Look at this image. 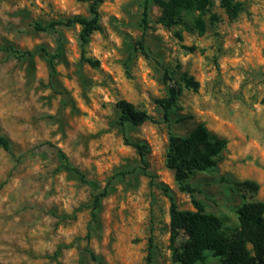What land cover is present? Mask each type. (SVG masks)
Here are the masks:
<instances>
[{"label":"rangeland","instance_id":"rangeland-1","mask_svg":"<svg viewBox=\"0 0 264 264\" xmlns=\"http://www.w3.org/2000/svg\"><path fill=\"white\" fill-rule=\"evenodd\" d=\"M232 4L213 0L201 31L198 11L168 26L153 2L144 35L142 0H104L102 31L82 47L80 26L42 32L35 24L90 17V2L0 0V136L11 144L0 149V264H94L90 252L104 264H146L150 250L153 264H178L170 197L183 211L197 200L229 229L241 205L264 202V0ZM40 48L60 53L53 77L43 52L15 54ZM172 83L181 96L167 123L156 102ZM121 101L155 122L122 128ZM201 123L228 145L216 168L186 181L189 193L166 167L169 134ZM126 139L146 146L148 167ZM57 149L87 183L61 169ZM247 180L257 193L236 186ZM197 264L220 259L207 252Z\"/></svg>","mask_w":264,"mask_h":264},{"label":"trees","instance_id":"trees-1","mask_svg":"<svg viewBox=\"0 0 264 264\" xmlns=\"http://www.w3.org/2000/svg\"><path fill=\"white\" fill-rule=\"evenodd\" d=\"M78 1L90 2V17L75 15L65 21L51 22L47 25L36 23L35 29L49 32L54 31L58 26H80L81 43L82 47H85L94 33L102 31L99 7L104 0ZM153 2H158L161 6L163 22L168 26L176 25L182 19L183 13L198 11L197 26L203 31L205 23L202 16L212 5L213 0H142L144 35L148 28L149 10ZM220 2L225 9H232L233 0H220ZM141 48L144 49L143 40ZM39 52L47 55L51 77H53L56 73L55 61L60 57L58 51L54 55H50L46 49L40 48L37 52L26 51L15 52V54L33 58ZM82 59L93 66L97 65V62L84 56V51ZM165 78L173 82L172 74L168 70L165 72ZM185 84L193 90L199 88V83L192 77H185ZM180 96L181 89L172 83L168 97L156 102L163 110L164 120L167 123L171 121V111ZM118 107L122 113L120 118L122 128L126 125L141 126L147 122H155V119L146 111L137 110L131 103L121 101L118 103ZM125 142L138 150L142 164L148 167L146 146L133 144L127 139ZM227 145L226 139L212 134L203 123L198 124L185 136L170 133L166 167L173 171L176 181L184 191L194 193L190 186L184 185L186 181L196 173L216 168ZM0 149L11 152L10 141L2 136H0ZM57 151L61 160V169L73 173L82 182L87 183L86 176L77 167L70 164L66 154L61 150L57 149ZM236 186L252 193H257L259 190V185L249 180L238 182ZM106 196V189L95 196L94 211L100 207L102 199ZM170 202V250L175 263H203L206 261V253L210 252L220 259V264H264V202L251 201L241 205L237 210L238 226L232 229L226 226L222 218L207 213L203 205L195 199L193 200V211L180 210L172 197H170ZM90 256L94 264H104L94 252H90ZM146 264H153L151 250L147 255Z\"/></svg>","mask_w":264,"mask_h":264}]
</instances>
